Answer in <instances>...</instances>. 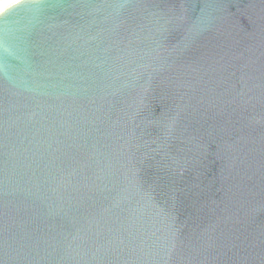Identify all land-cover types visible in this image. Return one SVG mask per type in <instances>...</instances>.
Segmentation results:
<instances>
[{
    "label": "water",
    "instance_id": "obj_1",
    "mask_svg": "<svg viewBox=\"0 0 264 264\" xmlns=\"http://www.w3.org/2000/svg\"><path fill=\"white\" fill-rule=\"evenodd\" d=\"M0 264H264V0L0 12Z\"/></svg>",
    "mask_w": 264,
    "mask_h": 264
},
{
    "label": "bare ground",
    "instance_id": "obj_2",
    "mask_svg": "<svg viewBox=\"0 0 264 264\" xmlns=\"http://www.w3.org/2000/svg\"><path fill=\"white\" fill-rule=\"evenodd\" d=\"M19 1L21 0H0V12Z\"/></svg>",
    "mask_w": 264,
    "mask_h": 264
}]
</instances>
